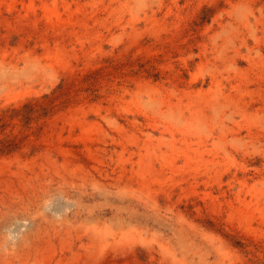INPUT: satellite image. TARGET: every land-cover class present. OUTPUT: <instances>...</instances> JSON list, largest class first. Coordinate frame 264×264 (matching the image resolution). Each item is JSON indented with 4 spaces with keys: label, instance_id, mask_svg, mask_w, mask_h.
Returning <instances> with one entry per match:
<instances>
[{
    "label": "rangeland",
    "instance_id": "374dc122",
    "mask_svg": "<svg viewBox=\"0 0 264 264\" xmlns=\"http://www.w3.org/2000/svg\"><path fill=\"white\" fill-rule=\"evenodd\" d=\"M51 178L0 264H264V0H0V197Z\"/></svg>",
    "mask_w": 264,
    "mask_h": 264
},
{
    "label": "bare ground",
    "instance_id": "6f19581e",
    "mask_svg": "<svg viewBox=\"0 0 264 264\" xmlns=\"http://www.w3.org/2000/svg\"><path fill=\"white\" fill-rule=\"evenodd\" d=\"M146 161V160H145ZM143 169V168H142ZM144 170V169H143ZM143 170L141 171V174L143 173ZM145 171V170H144ZM58 175L60 176V179L57 180L56 182V189L57 190H65L66 189H79L78 192H80L81 194H83V187L84 184L87 185V181L84 180L81 176L79 177L78 175H80L81 173H75V172H71V170L68 173H62L61 171H57ZM83 173V172H82ZM96 173V172H95ZM146 172H144L145 174ZM147 174V173H146ZM88 176V175H87ZM118 176V175H117ZM120 176V175H119ZM46 180L48 179V177H44ZM54 178V177H53ZM53 178H51L50 181H45V182H40V187L35 188L33 191L32 196L28 194L27 191H11V193L9 194L8 197H3L1 196V202H0V218L2 216L3 213H5L7 210H11L9 212H13L15 208H17L16 211H14L16 214H18V212L20 213H28L31 209L36 208L38 205V201H41L43 198H45L46 196L50 195V193L54 190V186L55 184L53 183ZM59 178V177H58ZM144 178V177H143ZM83 179V181H82ZM103 179V178H102ZM39 180V179H38ZM108 180V179H106ZM35 181V180H34ZM41 181V180H40ZM82 181V182H81ZM26 183V181H25ZM91 185H94L95 189H96V194H100L102 189H103V183L101 182L100 177L96 176L93 181L90 182ZM114 183V182H112ZM146 183V182H145ZM144 183V184H145ZM107 184V183H106ZM13 185V184H12ZM14 186V185H13ZM35 187V185H33ZM38 186V185H37ZM76 186V187H74ZM110 186V185H108ZM112 186V185H111ZM115 187V186H113ZM31 188V187H30ZM112 188V187H111ZM127 188V187H126ZM113 189V188H112ZM7 192V191H6ZM132 192V191H130ZM6 194V193H5ZM128 195V194H127ZM132 197V196H131ZM107 198V197H106ZM123 198V197H122ZM80 203V202H79ZM26 204L27 207H24L22 205ZM44 210L47 211L46 213V217L52 213L53 215L59 217L60 219L64 218V216L62 217V215L59 213V210H57L55 207L53 208L50 204L45 205ZM80 208V206H79ZM99 208V207H98ZM38 209V208H37ZM36 209V210H37ZM81 209V208H80ZM61 210V209H60ZM79 210V209H77ZM76 210V212H77ZM43 211V210H42ZM65 211V210H64ZM67 212V211H66ZM90 212V211H89ZM35 213V212H34ZM37 214V215H36ZM72 214V213H71ZM82 214V213H81ZM88 214V213H87ZM35 215V216H34ZM33 215V218L31 219H24V223L21 224H17L16 227L14 228H8L7 230L9 231L8 235L6 236L4 242L0 245L2 246L0 253L3 255V247L7 248L9 246H14L17 244V240L19 237L20 232V227L26 226V227H31V230L34 232L36 231L37 233L41 234L42 229H43V224L42 221L44 222V218H46L44 215H42L41 213H39V210ZM32 216V215H31ZM71 216V215H70ZM89 216V214H88ZM91 216V215H90ZM66 217V216H65ZM74 217V216H73ZM92 217V216H91ZM67 218V217H66ZM75 218V217H74ZM75 220V219H74ZM86 220V219H85ZM51 222V220H49ZM76 221V220H75ZM98 221V220H97ZM96 221V222H97ZM2 222V221H1ZM48 222V221H47ZM95 222V223H96ZM64 223V222H63ZM66 223V222H65ZM84 223V222H83ZM99 223V222H98ZM21 224V225H20ZM85 224V223H84ZM50 225V224H49ZM87 225V224H86ZM97 225V224H96ZM53 226V225H52ZM50 226V227H52ZM83 226V225H82ZM59 227V226H58ZM58 227H53V233L50 232L47 233L44 231V233L48 235H50L51 237L54 236H59V230L57 229ZM64 227V225H63ZM1 223H0V240H2V232H1ZM82 229V228H81ZM22 230V229H21ZM84 230V229H83ZM49 231V230H48ZM91 231V230H90ZM24 232V231H23ZM34 234V233H33ZM81 237V236H80ZM46 238H42L41 241L45 240ZM89 241V240H88ZM31 243V242H30ZM36 244V243H35ZM77 245V244H76ZM16 247V246H15ZM27 247V246H26ZM28 248V247H27ZM17 249V248H16ZM35 249V248H34ZM27 250V249H26ZM15 256V255H14ZM12 257V256H11ZM15 258V257H14ZM10 260V259H9Z\"/></svg>",
    "mask_w": 264,
    "mask_h": 264
}]
</instances>
